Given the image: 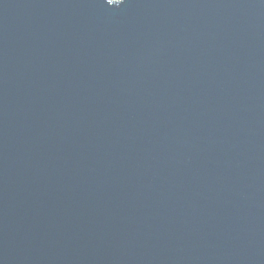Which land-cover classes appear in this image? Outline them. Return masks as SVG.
Returning a JSON list of instances; mask_svg holds the SVG:
<instances>
[{"label":"water","instance_id":"water-1","mask_svg":"<svg viewBox=\"0 0 264 264\" xmlns=\"http://www.w3.org/2000/svg\"><path fill=\"white\" fill-rule=\"evenodd\" d=\"M0 264H264V0H0Z\"/></svg>","mask_w":264,"mask_h":264}]
</instances>
